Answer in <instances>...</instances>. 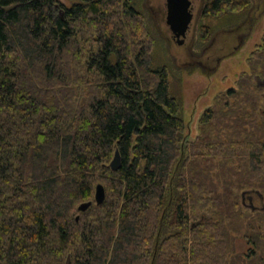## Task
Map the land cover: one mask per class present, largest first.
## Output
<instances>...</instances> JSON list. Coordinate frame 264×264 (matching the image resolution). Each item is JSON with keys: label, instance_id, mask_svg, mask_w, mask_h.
Here are the masks:
<instances>
[{"label": "trees", "instance_id": "16d2710c", "mask_svg": "<svg viewBox=\"0 0 264 264\" xmlns=\"http://www.w3.org/2000/svg\"><path fill=\"white\" fill-rule=\"evenodd\" d=\"M56 1L0 0V264H264V35L190 139L136 0ZM250 10L205 0L202 41Z\"/></svg>", "mask_w": 264, "mask_h": 264}, {"label": "rangeland", "instance_id": "374dc122", "mask_svg": "<svg viewBox=\"0 0 264 264\" xmlns=\"http://www.w3.org/2000/svg\"><path fill=\"white\" fill-rule=\"evenodd\" d=\"M250 1L249 14L235 18L233 23L226 24L225 21L221 23L219 20L210 19V22L218 24V28L214 30L209 41H202L200 26L206 21L209 22L202 17L205 0H193V17L187 35L180 43L166 23V0L135 2V6L145 14L155 36L152 66H165L168 69L170 90L182 101L186 134L190 139L199 134L201 114L213 103L215 96L233 87L240 74L249 70L247 58L264 35V0ZM75 2L77 0H57L56 12L63 9L62 5L69 7ZM82 93L77 85H67V103L76 106L83 98ZM262 102L264 112V92ZM257 198V205L262 207L264 203L260 193ZM199 213L201 219L215 221L210 212L200 210ZM247 225H244L242 231L247 230ZM253 229L264 235V227L259 222L254 224ZM231 236L237 257L242 264L249 263L248 256L253 253L254 245L243 234L232 232ZM260 254L254 255L252 259ZM68 256L63 264L67 262Z\"/></svg>", "mask_w": 264, "mask_h": 264}, {"label": "water", "instance_id": "95a60500", "mask_svg": "<svg viewBox=\"0 0 264 264\" xmlns=\"http://www.w3.org/2000/svg\"><path fill=\"white\" fill-rule=\"evenodd\" d=\"M167 15L166 23L169 25L173 36L177 42H182L188 32L192 17H193V0H166ZM258 85L264 86V80L256 77ZM122 159L119 150L115 151L114 157L111 160L110 167L112 170H118L121 167ZM245 192L243 193V198ZM106 199V189L103 183L99 182L95 188V202L101 205ZM93 200L82 202L79 205V210L86 211L92 204ZM79 218V217H77ZM66 264H70V255Z\"/></svg>", "mask_w": 264, "mask_h": 264}, {"label": "flooded vegetation", "instance_id": "af4514ba", "mask_svg": "<svg viewBox=\"0 0 264 264\" xmlns=\"http://www.w3.org/2000/svg\"><path fill=\"white\" fill-rule=\"evenodd\" d=\"M169 26V25H168ZM170 28V27H169ZM172 32V31H171ZM249 199L252 198V196L250 194H248L247 196ZM251 200V199H250Z\"/></svg>", "mask_w": 264, "mask_h": 264}]
</instances>
